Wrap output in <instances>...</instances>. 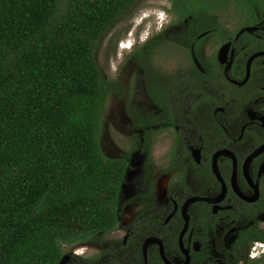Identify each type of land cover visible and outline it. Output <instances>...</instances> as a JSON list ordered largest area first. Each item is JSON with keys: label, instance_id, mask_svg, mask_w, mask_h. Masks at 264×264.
<instances>
[{"label": "flooded vegetation", "instance_id": "flooded-vegetation-1", "mask_svg": "<svg viewBox=\"0 0 264 264\" xmlns=\"http://www.w3.org/2000/svg\"><path fill=\"white\" fill-rule=\"evenodd\" d=\"M105 36L116 221L63 264H264V0H134Z\"/></svg>", "mask_w": 264, "mask_h": 264}, {"label": "trees", "instance_id": "trees-1", "mask_svg": "<svg viewBox=\"0 0 264 264\" xmlns=\"http://www.w3.org/2000/svg\"><path fill=\"white\" fill-rule=\"evenodd\" d=\"M133 1L0 0V264H57L114 227L95 53Z\"/></svg>", "mask_w": 264, "mask_h": 264}, {"label": "rangeland", "instance_id": "rangeland-1", "mask_svg": "<svg viewBox=\"0 0 264 264\" xmlns=\"http://www.w3.org/2000/svg\"><path fill=\"white\" fill-rule=\"evenodd\" d=\"M124 26H122L121 28H119L118 29V33H121V32H123V28ZM106 39H107V37L105 36V37H101V40H100V42H99V47H98V49H97V51H96V53H95V58H96V61H97V63L99 64V66H100V68H101V70H105V67H106V64H107V59H105L104 58V51H105V49L107 50V49H109V45H105L106 44ZM125 44H127L126 42H124ZM127 46H128V44H127ZM115 50H116V52H118L119 50H117L116 48H115ZM121 52V51H120ZM117 55V54H116ZM111 65H113V60L111 61ZM107 96V95H106ZM105 96V97H106ZM110 100V99H109ZM109 100L107 99V97H106V102L104 103V106L102 107V111H101V113L102 114H104L109 108L111 109V110H113L114 109V107L116 106V99L114 100V101H112V106L110 107V105H109ZM81 243H83V242H81ZM79 244V245H75L76 247H79V250H83L84 251V249H85V244ZM83 248V249H82Z\"/></svg>", "mask_w": 264, "mask_h": 264}, {"label": "water", "instance_id": "water-1", "mask_svg": "<svg viewBox=\"0 0 264 264\" xmlns=\"http://www.w3.org/2000/svg\"><path fill=\"white\" fill-rule=\"evenodd\" d=\"M68 258V254L65 253L61 256V258L58 260L57 264H63L64 261Z\"/></svg>", "mask_w": 264, "mask_h": 264}]
</instances>
